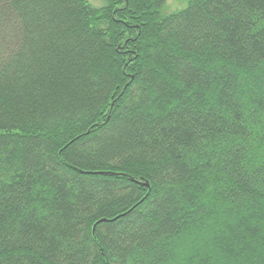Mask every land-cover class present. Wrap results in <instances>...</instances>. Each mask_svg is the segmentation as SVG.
Masks as SVG:
<instances>
[{"label":"trees","instance_id":"1","mask_svg":"<svg viewBox=\"0 0 264 264\" xmlns=\"http://www.w3.org/2000/svg\"><path fill=\"white\" fill-rule=\"evenodd\" d=\"M185 2L0 0V264H264V0Z\"/></svg>","mask_w":264,"mask_h":264},{"label":"rangeland","instance_id":"2","mask_svg":"<svg viewBox=\"0 0 264 264\" xmlns=\"http://www.w3.org/2000/svg\"><path fill=\"white\" fill-rule=\"evenodd\" d=\"M88 5L93 8H101L104 5V0H85ZM185 0H167V8L170 12L185 6Z\"/></svg>","mask_w":264,"mask_h":264},{"label":"water","instance_id":"3","mask_svg":"<svg viewBox=\"0 0 264 264\" xmlns=\"http://www.w3.org/2000/svg\"><path fill=\"white\" fill-rule=\"evenodd\" d=\"M144 185L147 187L148 185H147V183H144ZM103 221H105V220H101V222H103Z\"/></svg>","mask_w":264,"mask_h":264}]
</instances>
